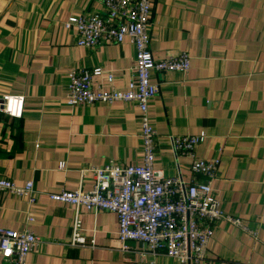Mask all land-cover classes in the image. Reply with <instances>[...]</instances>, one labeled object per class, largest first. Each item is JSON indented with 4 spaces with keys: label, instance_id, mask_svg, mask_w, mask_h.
<instances>
[{
    "label": "crops",
    "instance_id": "crops-1",
    "mask_svg": "<svg viewBox=\"0 0 264 264\" xmlns=\"http://www.w3.org/2000/svg\"><path fill=\"white\" fill-rule=\"evenodd\" d=\"M92 12H104L100 0H0V97L24 96L21 117L0 111V177L18 186L32 181L35 195L30 204L0 191V227L40 238L25 264H178L139 241L123 251L116 214L105 210L78 209L87 243L71 245L76 210L47 196L89 190L90 167L141 163L135 103H66L70 69L101 67L94 89H124L133 75L130 42L81 47L64 28L69 15ZM148 32L154 58L190 57L186 72L151 73L154 166L186 184L203 180L171 143L203 131L195 156L220 160L213 192L243 226L218 221L196 264H264V0H152Z\"/></svg>",
    "mask_w": 264,
    "mask_h": 264
},
{
    "label": "built area",
    "instance_id": "built-area-1",
    "mask_svg": "<svg viewBox=\"0 0 264 264\" xmlns=\"http://www.w3.org/2000/svg\"><path fill=\"white\" fill-rule=\"evenodd\" d=\"M104 12L69 15L63 22L67 30L77 34L76 44L94 47L105 43L127 40L135 49L133 75L124 89H94L92 78L104 73L101 67L70 69L65 95L70 106L91 103L133 102L138 108L141 138V163L121 165L109 161L100 167H90L93 185L87 191L61 190L48 193L53 201L75 208L70 244L87 243L82 234L78 209L110 211L116 214L117 239L123 251L128 241H139L151 254L162 253L178 264L200 263L206 259L207 248L214 233V225L222 219L242 226L238 218L224 213L212 189L220 160L195 156L196 145L205 138L201 131L195 135L171 137L176 152L191 158L189 169L203 180L194 178L186 184L179 176H167L155 168L157 132L151 123L149 105L157 94V85L151 81L152 72H186L190 57L186 52L156 59L149 48L148 27L152 0H100ZM107 82L113 75L106 73ZM23 95L0 97V111L11 117H21ZM38 147V145H35ZM63 163H60V167ZM0 191L35 201L33 182L18 186L0 177ZM243 227V226H242ZM40 238L28 230L0 227V255L5 264H25L27 255L35 249ZM94 241H90L93 243Z\"/></svg>",
    "mask_w": 264,
    "mask_h": 264
}]
</instances>
